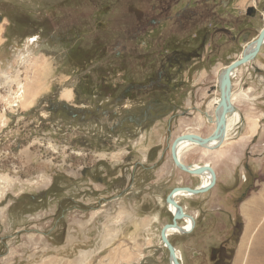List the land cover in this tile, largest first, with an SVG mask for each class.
<instances>
[{"label": "rangeland", "instance_id": "rangeland-1", "mask_svg": "<svg viewBox=\"0 0 264 264\" xmlns=\"http://www.w3.org/2000/svg\"><path fill=\"white\" fill-rule=\"evenodd\" d=\"M263 28L264 0H0V264H170L167 198L200 184L172 146L213 133L223 68ZM232 82L242 124L182 201L183 264H264V45Z\"/></svg>", "mask_w": 264, "mask_h": 264}, {"label": "water", "instance_id": "water-1", "mask_svg": "<svg viewBox=\"0 0 264 264\" xmlns=\"http://www.w3.org/2000/svg\"><path fill=\"white\" fill-rule=\"evenodd\" d=\"M264 45V28L258 35L257 41L255 48L253 50H244V53L240 59L235 60L224 70V72L221 74L223 77L221 78V75L219 77V89L221 92V101L215 108V117H216V124H215V129L213 133L206 137L202 138L200 136H196L194 134H189V135H183L179 137L173 144L172 149H171V156L173 159L174 164L178 169L181 171L188 173L190 175H205L206 171L205 169H195L192 166H187L181 162L179 157L177 156V150L179 147V144L182 142H192L197 144L200 148H207L211 150H215L219 148L220 146L223 145L225 141V134H226V129H227V122H226V117L227 114L230 111L235 110L233 107L231 100H230V90H231V75L233 71H235L238 67L253 63V61L256 59L257 55L260 53L262 46ZM209 120H213L211 117H209ZM211 176L213 177V182L207 188L206 190H199L191 187H185V188H175L171 191L167 198V204L168 205H173L176 209H178V214L173 216V221L171 224L166 225L162 231H161V239L163 245L168 249L169 251V259L170 263L172 264H181L178 261V257L176 254L175 247L171 244L169 239L167 238V231L170 228L177 227L178 226V221L181 220L184 217V212L183 208L177 204V202L174 201V196L180 191V190H185L187 192H192L194 195H201L209 192L215 185L216 183V174L212 169H208Z\"/></svg>", "mask_w": 264, "mask_h": 264}, {"label": "bare ground", "instance_id": "bare-ground-1", "mask_svg": "<svg viewBox=\"0 0 264 264\" xmlns=\"http://www.w3.org/2000/svg\"><path fill=\"white\" fill-rule=\"evenodd\" d=\"M258 38V37H257ZM256 41L257 39H254V41L251 42V44H249L246 50H253L255 48L256 45ZM244 53V52H243ZM242 53V55H243ZM242 55H240V57L238 59H240L242 57ZM251 64V63H250ZM250 64H246L243 66L238 67L235 71H233L232 75H231V90H230V100L231 103L233 105V107L235 108V110L230 111L227 114L226 117V122H227V129H226V134H225V141L223 143L222 146H220L219 148L215 149V150H211V149H207V148H200L197 144L192 143V142H182L179 144L178 150H177V156L179 157V159L181 160V162L184 164V159H185V153L186 152H190V150L198 148V149H202L205 150L206 152H202V155L206 158L205 160L208 159V163L205 165H193L192 167L198 170L201 169H205L207 170L205 175H194L196 177H198L200 179V184L195 187V189H199V190H206L207 188H209V186L211 185V183L213 182V177L211 176L210 172L208 169H211V161L215 158H220V157H224L226 153H224L225 149L230 146L231 144L228 143V141H230L231 137H233V135H236L237 129L239 128V125L242 124V120L243 117L241 115V112L238 111V104L240 105V103L243 102V99H247V94L250 92H244L243 90L239 89V90H235L234 86H233V80H235L236 78H238L239 74L241 73V71L243 69H245L246 67H248V65ZM229 66V65H228ZM228 66H225L223 68V72L224 70H226V68ZM248 70V69H247ZM223 77V75H221V78ZM221 82H219L220 84ZM237 85V84H236ZM221 101V92H220V98L216 99V101L211 105L212 108H214L213 111H215V108L217 107V105L220 103ZM210 117L213 120H210L209 122L211 124L214 125L216 124V117H215V112L213 115H210ZM246 123V122H245ZM256 124H250L248 129L249 132L251 131H255V129L258 127V121H255ZM242 141L246 140V139H250V135H246L241 136ZM195 151V150H194ZM189 154V153H188ZM187 155V154H186ZM204 161V160H203ZM207 162V161H206ZM186 163V162H185ZM191 165V164H190ZM195 195L192 192H187L185 190H180L175 196H174V201L177 202V204H179L182 207V201L183 200H188L189 198H193ZM253 203V202H252ZM169 211L172 213L173 216H175L176 214H178V209H176L173 205H168ZM186 206L183 208V212H184V217L178 221V226L177 227H173L170 228L167 231V238L170 240L171 237L175 236V235H181V234H188L190 232H193V229L195 227V221L197 220V213L195 214H189L186 211ZM176 250V254L178 257V261L183 264L182 262V257L181 254L179 252V250L177 248H175ZM172 264V263H170Z\"/></svg>", "mask_w": 264, "mask_h": 264}, {"label": "flooded vegetation", "instance_id": "flooded-vegetation-1", "mask_svg": "<svg viewBox=\"0 0 264 264\" xmlns=\"http://www.w3.org/2000/svg\"><path fill=\"white\" fill-rule=\"evenodd\" d=\"M191 233V232H190ZM217 253L218 252V259L216 260V264H228V259L230 256L225 254L224 250L221 248L219 250H215Z\"/></svg>", "mask_w": 264, "mask_h": 264}, {"label": "crops", "instance_id": "crops-1", "mask_svg": "<svg viewBox=\"0 0 264 264\" xmlns=\"http://www.w3.org/2000/svg\"><path fill=\"white\" fill-rule=\"evenodd\" d=\"M186 162H187V164L189 165V164H191V163L194 162V161H192V160H187ZM217 175H218V174H217ZM217 179H218V177H217Z\"/></svg>", "mask_w": 264, "mask_h": 264}, {"label": "trees", "instance_id": "trees-1", "mask_svg": "<svg viewBox=\"0 0 264 264\" xmlns=\"http://www.w3.org/2000/svg\"><path fill=\"white\" fill-rule=\"evenodd\" d=\"M229 259H230V257H229ZM229 259H228V260H229ZM228 264H229V263H228Z\"/></svg>", "mask_w": 264, "mask_h": 264}]
</instances>
